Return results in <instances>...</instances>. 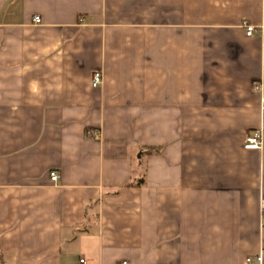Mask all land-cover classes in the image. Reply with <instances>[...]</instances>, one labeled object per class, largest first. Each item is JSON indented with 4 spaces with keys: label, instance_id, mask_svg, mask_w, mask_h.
<instances>
[{
    "label": "crops",
    "instance_id": "obj_1",
    "mask_svg": "<svg viewBox=\"0 0 264 264\" xmlns=\"http://www.w3.org/2000/svg\"><path fill=\"white\" fill-rule=\"evenodd\" d=\"M255 131L264 0H0V264H247Z\"/></svg>",
    "mask_w": 264,
    "mask_h": 264
},
{
    "label": "built area",
    "instance_id": "obj_2",
    "mask_svg": "<svg viewBox=\"0 0 264 264\" xmlns=\"http://www.w3.org/2000/svg\"><path fill=\"white\" fill-rule=\"evenodd\" d=\"M34 23L40 24L41 23V18L39 16L34 17ZM246 27V35L248 37H251L254 35L256 29L254 26H248L245 25ZM103 84V73L100 71H97L93 74L92 77V87L93 88H99ZM263 136L261 131H255L250 134H247L245 137V149L246 150H261L263 148ZM59 174L56 171H52L50 173V179L52 182L57 183L59 181ZM262 222L264 226V201L262 203ZM264 261V249L256 256L253 258H249L247 260V264H263ZM85 261L81 260V264H84ZM122 264H127L126 262Z\"/></svg>",
    "mask_w": 264,
    "mask_h": 264
},
{
    "label": "trees",
    "instance_id": "obj_3",
    "mask_svg": "<svg viewBox=\"0 0 264 264\" xmlns=\"http://www.w3.org/2000/svg\"><path fill=\"white\" fill-rule=\"evenodd\" d=\"M160 149H147L145 155H152V154H159L160 153ZM145 179L141 178L140 180L136 181V183H129L127 184L125 187H133V186H140L144 183Z\"/></svg>",
    "mask_w": 264,
    "mask_h": 264
}]
</instances>
